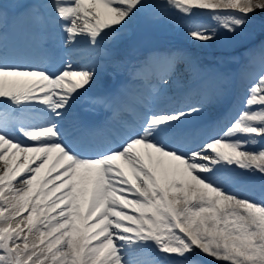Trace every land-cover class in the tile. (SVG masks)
Segmentation results:
<instances>
[{
  "label": "snow or ice",
  "instance_id": "obj_1",
  "mask_svg": "<svg viewBox=\"0 0 264 264\" xmlns=\"http://www.w3.org/2000/svg\"><path fill=\"white\" fill-rule=\"evenodd\" d=\"M10 7L29 25L23 47L0 32V264H264V43L249 49L246 97L203 134L186 126L201 104H159L182 73L204 79L187 48L130 61L142 86L94 96L102 124H69L122 49L181 21L200 47L245 45L264 32V0H0V17ZM201 12L217 26H193ZM214 79L222 102L232 80Z\"/></svg>",
  "mask_w": 264,
  "mask_h": 264
},
{
  "label": "rangeland",
  "instance_id": "obj_2",
  "mask_svg": "<svg viewBox=\"0 0 264 264\" xmlns=\"http://www.w3.org/2000/svg\"><path fill=\"white\" fill-rule=\"evenodd\" d=\"M139 23L142 24L143 20H141ZM191 24L193 26L198 25V24H204L205 26H209V27L217 26V22L214 21L213 19H211V17L208 15V13H205V12H201V14H199L196 18L193 19V22H191ZM170 30H172V32L174 31L173 25L172 26H167V25L161 26V28L156 31L155 35L152 36L151 38L145 40L144 43H149L148 47H150L152 49L154 47H158L161 44V41H160L159 38L164 33H166V31L169 32ZM260 35H262V32L257 30L255 35H254V37H253V39H255V38L260 39L259 38ZM261 38L264 39V36H262ZM249 42H246L245 45H232V46H229V45L225 44L222 41H218L215 44H210L207 47H202V49L207 53V55L202 56L201 59L205 63L208 64V63H211V62H217L218 61L217 58H216V53L217 54L222 53L223 55H226L227 53H230L231 56L228 59H226V60H224V58H223V62L225 63L226 68L228 70H230V69L236 70L239 67L238 62H237V60L239 59L238 55H240L241 53H245V54H247V58L244 57V59L246 58L247 61H246V63L244 65L247 66V68H250L251 63H249L248 58H250L251 53L249 52V49H252L253 45L247 46V44ZM233 46H237L238 50L235 51L236 49H234L235 47L233 48ZM231 53H233L235 55V57Z\"/></svg>",
  "mask_w": 264,
  "mask_h": 264
},
{
  "label": "bare ground",
  "instance_id": "obj_3",
  "mask_svg": "<svg viewBox=\"0 0 264 264\" xmlns=\"http://www.w3.org/2000/svg\"><path fill=\"white\" fill-rule=\"evenodd\" d=\"M29 1H34V0H3V2H6V3L10 4V5H12V4H16V3H24V4H26V3L29 2ZM11 8H12L14 11L19 10V9H17V8H15V7H11ZM262 36H264V33H262ZM188 40L191 41V42H195V41H193L190 37H188ZM253 42H257V43L254 44V45H256L257 48H259V46H260L262 43H264V39L260 38V39H258V41L253 40ZM195 43H196V42H195ZM234 47H235V48H234ZM233 48L236 49L237 46H233ZM101 79H102V75L100 76L99 83L97 84V86H96L95 88H93V90H94V89H100L101 85L104 84V81H101ZM212 89H214V88H212ZM87 94H88V95H92V94H93V91H92V92L89 91V93H87ZM121 163H122V162H121ZM125 168H126V166H125ZM126 169H127V168H126ZM257 180H258V179H256V181H257Z\"/></svg>",
  "mask_w": 264,
  "mask_h": 264
}]
</instances>
